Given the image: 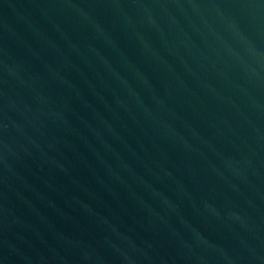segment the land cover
Segmentation results:
<instances>
[{"label": "water", "instance_id": "1", "mask_svg": "<svg viewBox=\"0 0 264 264\" xmlns=\"http://www.w3.org/2000/svg\"><path fill=\"white\" fill-rule=\"evenodd\" d=\"M0 264H264V0H0Z\"/></svg>", "mask_w": 264, "mask_h": 264}]
</instances>
